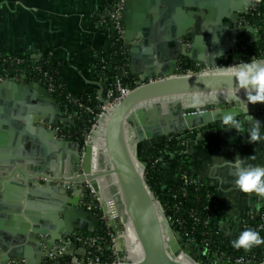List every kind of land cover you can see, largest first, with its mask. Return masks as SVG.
Returning a JSON list of instances; mask_svg holds the SVG:
<instances>
[{
  "label": "water",
  "instance_id": "obj_1",
  "mask_svg": "<svg viewBox=\"0 0 264 264\" xmlns=\"http://www.w3.org/2000/svg\"><path fill=\"white\" fill-rule=\"evenodd\" d=\"M258 1L125 0L129 74L138 71L144 84L103 116L84 150L80 141L60 139L49 128L63 109L45 86L26 79L0 82V264H42L63 240L68 253L84 258L87 251L73 234H85L91 221L96 233L101 228L98 217L81 208L88 183L101 196L105 214L106 201L116 202L127 242L137 250L135 255L128 251L126 262L111 264H202L190 258L188 248L183 250L182 237L161 206L163 196L146 181L148 156L138 158L137 153L142 142L150 150L221 122L225 115L245 117L240 106L254 91L234 74L241 65L213 68L230 60L239 36L251 30L240 29L239 21ZM183 39L191 41L190 47ZM181 60L208 70L181 74ZM248 107L250 115L264 113V103ZM170 156L165 155L164 164ZM107 177L114 197L103 194L101 182ZM70 221L77 230L66 231ZM109 223L116 231L115 221Z\"/></svg>",
  "mask_w": 264,
  "mask_h": 264
},
{
  "label": "crops",
  "instance_id": "obj_2",
  "mask_svg": "<svg viewBox=\"0 0 264 264\" xmlns=\"http://www.w3.org/2000/svg\"><path fill=\"white\" fill-rule=\"evenodd\" d=\"M112 1L0 0V58L18 53L36 58L48 56L70 93L77 96L96 95L102 100L105 92L95 65L107 43L108 32L99 24L98 16ZM127 48L129 53V46ZM130 66L129 56V72ZM138 74L135 71L129 75L132 80H138ZM49 106L54 108L52 103ZM62 109L52 126L73 131L80 116ZM252 116L259 121L262 135V139L254 143H249L251 136L247 123L241 132L227 130L224 126L220 131L206 135L204 131L210 130V125L195 129L184 147L168 154L171 156L165 164V180L156 192L165 197L167 189L181 183L184 175L196 176L200 182L211 185L222 210L217 225L231 242L245 230V215L259 217L264 210V198L256 193H243L234 183L238 178L237 155L240 156V170L248 165L264 167V113ZM75 133L79 135L81 132L75 129ZM145 145L146 142L140 144L138 158L146 155ZM253 155L255 159H250ZM257 203L262 205L259 211L255 207ZM33 205L38 212V201H34ZM74 228L77 230L78 224L70 221L66 231ZM86 228L88 231L85 234L96 233L92 221L86 224ZM197 253L200 254L198 249Z\"/></svg>",
  "mask_w": 264,
  "mask_h": 264
},
{
  "label": "trees",
  "instance_id": "obj_3",
  "mask_svg": "<svg viewBox=\"0 0 264 264\" xmlns=\"http://www.w3.org/2000/svg\"><path fill=\"white\" fill-rule=\"evenodd\" d=\"M246 20L250 26L257 30L258 39L256 41H250L252 30H247L243 34L244 40L236 49L231 60H245L250 62L253 56L264 59V0L258 1L252 10V14L247 16ZM123 47V41H118L115 33L110 31V37L108 36L107 43L96 60L95 71L97 76L106 78L117 73L116 66L120 65L124 58L122 55ZM16 55L25 59V63L18 66V69L25 72L30 80H36L39 77V73L33 70L35 65L33 64L34 61H32L36 57L21 53ZM38 59L42 67L52 75L57 88L56 98L63 106L68 104V96L77 97L88 104H93L98 101L96 95L77 96L70 93L67 90L66 82L57 73V69L53 63L51 61L50 64L44 63L48 59V56ZM2 71L3 66L0 63V72ZM127 82L131 85L134 84L131 79H127ZM65 109L77 113L80 116L76 120L75 128L77 131L80 130V134H83L91 126L93 121L92 115L88 113L80 115L77 107L72 105L65 107ZM224 126L222 121L210 125L213 131H220ZM75 129L71 131L74 134ZM65 132H68V130H65ZM192 132H195V130L182 133L186 141ZM180 142L178 137L173 138L162 144L154 145L150 150L147 148V143L145 145L146 155L144 157L148 156L149 159L145 173L146 181L155 194L158 186L165 180L166 166L163 158L167 154L178 152L180 150ZM141 146L144 147V145ZM189 177L190 183L184 186L187 192L186 195H184L182 183H179L173 187H169L166 196L162 199L165 214L170 220L173 230L181 234H184L186 230L189 232L193 231L192 237L194 238V242L189 246V254L195 255L197 248L200 251L198 258H200L202 264H216L217 261L220 263L224 262L225 264H236L237 259H243L246 262L249 261L256 264L261 263L264 260V245L253 246L249 251H245L243 248L236 249L232 247V242L223 234L217 225V219L222 214V210L216 201L214 188L207 183L200 182L196 176L189 175ZM207 206L209 207L208 211L213 215L208 223L206 222L207 214L205 211ZM192 213H195L197 219L192 216ZM261 215H264V210L261 212ZM260 222V216L253 217L247 214L244 217L245 225L251 226V229L256 231H258L257 228ZM180 223H183V228ZM246 229L248 228L246 227ZM258 232L261 237H264V228ZM94 234L105 236L102 228ZM204 248H207V253L203 252ZM103 249L102 257L104 262H111V259H108L110 251L106 241H103Z\"/></svg>",
  "mask_w": 264,
  "mask_h": 264
},
{
  "label": "built area",
  "instance_id": "obj_4",
  "mask_svg": "<svg viewBox=\"0 0 264 264\" xmlns=\"http://www.w3.org/2000/svg\"><path fill=\"white\" fill-rule=\"evenodd\" d=\"M258 3V2H257ZM256 3V4H257ZM255 4V5H256ZM254 5V6H255ZM254 6L251 8V14ZM125 10V0H113L112 3L109 5V7L101 12L98 16V22L101 25L102 28H105L108 32V36L110 37V31H113L116 35V39L118 41H123L124 43V34H125V27L122 22V17L124 15ZM249 16V15H247ZM245 16L243 19L239 21V27L240 29H248L249 27L252 30V36L250 41H256L258 39V33L257 30L254 29L248 21L246 20ZM244 40L243 34L239 36L238 40V47L240 43ZM182 43H184L187 47H190L191 42L187 39H183ZM237 47V48H238ZM122 55L124 56L123 61L120 65L116 66L117 73L111 76H107L106 78H100L102 82V86L104 88L105 96L102 97V100H100L99 97H97L98 101L95 103L88 104L81 99L77 97L68 96V104L66 106H63L61 103V106L65 109V107H68L69 105H72L74 107H77L78 113L81 115L83 113H88L93 116V121L91 126L86 129L83 134L76 135L71 131L65 132L62 130L59 126H49L50 129L55 131L57 133L58 138L60 139H76L82 143L83 150L91 137L93 131L97 128L99 125L101 119L103 116L112 109L116 104L121 102L123 99H125L136 87L144 84L143 82H140L139 80H133V85L129 84L127 82V79H131L129 75V53L128 48L124 43V47L122 49ZM43 58V57H39ZM232 58V57H231ZM253 59H259L256 56H253ZM251 60V61H252ZM33 64L35 65L33 70L39 73V77L36 80H30L27 77V74L25 72L20 71L18 69V66L23 65L25 63V59L18 56V55H11V56H5L0 58V63L3 66V71L0 72V82L4 80H20V79H26L30 81H37L39 84L45 86L50 93L56 96L57 88L54 84V80L52 75L42 67V64L39 63V59L35 58ZM250 61V62H251ZM186 60H181L179 64V70L181 74H194V73H200L205 72L208 70V68L201 67L198 63H191L189 66L185 65ZM245 60H228L226 62H222L218 67L213 69H224V68H231L235 66H239L245 63H250ZM46 64H50V60L47 59L44 61ZM132 80V79H131ZM152 81V80H149ZM178 139L180 142V148L184 147L186 144V139H184V134H180L178 136ZM96 152V150H93ZM182 185L187 186L190 183V177L189 175H184L182 179ZM88 185V191L85 195V199L81 201V206H83L84 209L87 211L92 212L95 216L98 217V219L101 222V228L103 229L105 236H101L99 234H81L80 232H75L73 234L74 241L77 243L80 247H83L86 249V255L84 258H81L80 256L74 254V253H68L67 251V240L60 241V247H54L52 251H56L57 253H50L49 255H46L43 259L42 264H111V263H123L126 262L128 259L126 248H121L120 244L118 242L117 233L116 235H112V226L110 225V214H105L103 211V204L101 202V196L98 195V193L94 190V188L91 186L90 183ZM184 195L187 194L185 187L183 188ZM111 200V201H109ZM106 201V206L110 204V202H113L115 204V201L113 199H109ZM111 205V204H110ZM108 210V209H107ZM209 207L207 206L205 208L206 214H207V223L208 221L213 217V215L208 211ZM109 212V210H108ZM251 215V214H250ZM192 216L197 219L195 216V213H192ZM253 216V215H252ZM254 217V216H253ZM113 219V218H112ZM120 219V218H118ZM115 225H116V221ZM260 224L257 228L258 231H261L264 228V215H260ZM183 223H180L181 227ZM245 224V223H244ZM251 229V226H246L245 228ZM106 233L110 234V236H114L113 244L108 246V249L110 251L108 259H111V262H104L102 257L103 252V241H105V237L107 238ZM183 240L182 246L183 250L185 248L189 249V246H191L194 242V238L192 237L193 231H185L184 234H181L178 232ZM65 238V237H64ZM66 239V238H65ZM107 243V242H106ZM108 244V243H107ZM202 252V250H201ZM203 252L207 253V248L203 249ZM237 263L244 264L246 261L243 259H237ZM248 263H250L248 261ZM9 264H27L25 260H13Z\"/></svg>",
  "mask_w": 264,
  "mask_h": 264
},
{
  "label": "clouds",
  "instance_id": "obj_5",
  "mask_svg": "<svg viewBox=\"0 0 264 264\" xmlns=\"http://www.w3.org/2000/svg\"><path fill=\"white\" fill-rule=\"evenodd\" d=\"M233 72L238 77L240 85H251L254 94H249L247 102L240 106L245 115L244 120L236 119L237 114H228L222 117V122L226 126L225 129H236L238 132H241L244 124L247 123L249 125L247 131L251 136L249 143H254L261 140L262 135L259 132V121L249 114L248 106L249 104L264 103V59H253L250 63L242 64L238 69H233ZM249 158L255 159V156ZM239 162L240 156L237 155L236 177L238 178L234 181L236 187L243 193H256L259 197L264 198V167L248 165L246 169L240 170ZM255 207L259 211L262 205L257 203ZM260 245H264V237H261L260 233L254 229L244 230L238 239L232 241V247L243 248L245 251Z\"/></svg>",
  "mask_w": 264,
  "mask_h": 264
},
{
  "label": "rangeland",
  "instance_id": "obj_6",
  "mask_svg": "<svg viewBox=\"0 0 264 264\" xmlns=\"http://www.w3.org/2000/svg\"><path fill=\"white\" fill-rule=\"evenodd\" d=\"M101 186H102V190H103V194L104 195H106V196H109V197H114L115 196V191L112 189V187L110 186V182H108L106 179L105 180H102V182H101ZM160 200V203H161V206L163 207V209H164V204H163V202H162V199H159ZM114 206V207H113ZM108 207H109V210H110V213H114V212H118V209H117V207H116V202H115V204L113 203V204H109L108 205ZM81 208H83V206H81ZM165 210V209H164ZM112 214H111V216H112ZM97 217V216H96ZM122 218H120V219H118L117 221H116V231L114 230V229H112V235H116V233H117V231H120V232H125L126 234H127V229H126V227H125V222L123 221V219L121 220ZM168 222H169V224H170V220L168 219ZM121 225V226H120ZM122 228V229H121ZM106 235H107V238H105V241L108 243V246H109V248H110V246L113 244V239H114V236H110V234H108V233H106ZM129 245H130V248H129ZM132 244H130V243H128L127 242V240H126V243H125V247H128V249H127V252H125V254L127 253V255H128V253L130 252L131 253V255H135V254H137L136 252H137V250H136V248H134V246H131ZM123 246V247H124ZM132 250H134V251H132ZM196 250H197V248H196ZM129 251V252H128ZM129 253V254H130ZM198 254V255H197ZM189 256H190V258L192 259V260H194V261H196V262H199V263H201L200 262V258H198L199 257V253H197L196 251H195V255H191V254H189ZM261 263H264V260L261 262ZM216 264H225L224 262L223 263H220L219 261H217L216 262ZM236 264H239V263H236ZM244 264H256V263H253V262H250V263H248V262H245ZM257 264H260V263H257Z\"/></svg>",
  "mask_w": 264,
  "mask_h": 264
},
{
  "label": "bare ground",
  "instance_id": "obj_7",
  "mask_svg": "<svg viewBox=\"0 0 264 264\" xmlns=\"http://www.w3.org/2000/svg\"><path fill=\"white\" fill-rule=\"evenodd\" d=\"M111 201V200H109ZM110 204H113V202H110ZM107 209L109 210V207L106 206ZM114 207V206H113ZM116 207H117V204H116ZM118 209V207H117ZM109 214L111 216L112 213H110V210H109ZM111 218H113L114 220L118 219V218H122L121 215H120V212L118 210V212H114L111 216ZM122 220V219H121ZM121 226V225H120ZM122 229V228H121ZM117 238H118V242L120 244V247L121 248H126L128 249V247H125V243H126V240H127V234L125 232H120V231H117ZM124 246V247H123ZM184 260H187V259H184Z\"/></svg>",
  "mask_w": 264,
  "mask_h": 264
},
{
  "label": "flooded vegetation",
  "instance_id": "obj_8",
  "mask_svg": "<svg viewBox=\"0 0 264 264\" xmlns=\"http://www.w3.org/2000/svg\"><path fill=\"white\" fill-rule=\"evenodd\" d=\"M106 180H107L108 182H110V178H109V177H107Z\"/></svg>",
  "mask_w": 264,
  "mask_h": 264
}]
</instances>
